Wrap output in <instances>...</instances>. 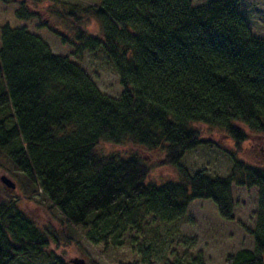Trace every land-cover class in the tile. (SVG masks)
<instances>
[{"label": "trees", "instance_id": "16d2710c", "mask_svg": "<svg viewBox=\"0 0 264 264\" xmlns=\"http://www.w3.org/2000/svg\"><path fill=\"white\" fill-rule=\"evenodd\" d=\"M54 2V0H52ZM63 0L39 19L70 55H56L25 27H0V153L18 177L24 198L34 196L57 211L66 227L87 230L93 244H129L150 264L149 233L168 231L194 200L211 201L220 219L233 221L231 187L258 190L252 250L226 264H264V168L231 153L232 168L211 177L178 166L189 151L210 145L194 124L222 131L240 150L248 133L264 138V38L253 36L239 14L243 0ZM16 4L15 17H39L40 0ZM97 34H91V23ZM103 54L118 77V98L98 90L79 61ZM131 143L161 150L160 166H175L178 181L148 182L152 167L138 154H103L102 144ZM238 152V151H237ZM17 176V175H16ZM145 241L136 244L134 236ZM125 236L129 239L125 243ZM183 240H187L183 237ZM7 192L0 194V264L43 258L58 244ZM171 264H205L197 255Z\"/></svg>", "mask_w": 264, "mask_h": 264}, {"label": "rangeland", "instance_id": "374dc122", "mask_svg": "<svg viewBox=\"0 0 264 264\" xmlns=\"http://www.w3.org/2000/svg\"><path fill=\"white\" fill-rule=\"evenodd\" d=\"M36 13L39 17L28 21L15 17L16 4L5 5L0 2V27L8 24L11 27H25L29 32L39 36L56 55H70L72 49L62 45L57 37L49 30L39 27V19L51 26L56 17L44 12L48 7H59L63 0H40ZM73 3L98 4L99 0H71ZM207 0H193L194 7L205 4ZM251 34L257 38H264V0H243L238 9ZM97 26L91 23L88 31L97 34ZM80 68L88 75L98 90L110 97L118 98L121 86L117 75L106 58L100 52L97 54L85 53L78 62ZM193 128L200 132L203 139L210 145H202L185 154L178 166L183 167L191 176L196 171L204 170L211 177L227 176L232 168L231 153L249 165L264 168V138L248 133L247 141L240 150H235L232 142L219 129L203 124H194ZM100 151L103 154L118 153L122 156L138 154L152 167L148 182L157 186L167 181H178L179 175L175 166H160L163 155L161 150H145V148L125 143L120 146L102 144ZM17 175V176H16ZM6 176L15 183V189L8 192L0 183V194L7 192L11 199H17L19 206L40 226L53 231L58 237V246L51 244L48 251L61 257L67 264L73 259H83L87 264H142L140 256L132 250L129 244L120 248L111 245L93 244L86 238L87 230L80 227H66L63 225L60 214L47 206L38 196L26 199L17 182L19 175L13 172L10 163L0 153V178ZM233 221H224L219 218L216 208L211 201L194 200L188 206L186 217L174 230L168 231L159 228L157 235L149 233L148 239L154 249L151 253L150 264H171L184 254L189 259L200 255L205 264H226L228 256L241 250H252L253 240L246 234L244 227L253 229L258 203V190L232 186ZM185 237L187 240H183ZM136 244L145 241L141 235L134 236ZM129 239L125 236V243ZM16 264H50L43 258L19 259Z\"/></svg>", "mask_w": 264, "mask_h": 264}, {"label": "water", "instance_id": "95a60500", "mask_svg": "<svg viewBox=\"0 0 264 264\" xmlns=\"http://www.w3.org/2000/svg\"><path fill=\"white\" fill-rule=\"evenodd\" d=\"M0 183L8 192H11L15 189V183L6 176H2L0 178ZM70 264H87V263L83 259H73L70 261Z\"/></svg>", "mask_w": 264, "mask_h": 264}]
</instances>
